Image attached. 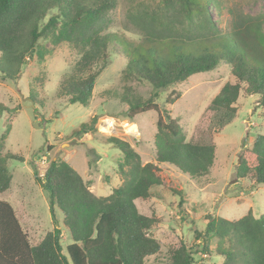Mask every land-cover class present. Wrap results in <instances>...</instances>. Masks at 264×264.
Here are the masks:
<instances>
[{
	"label": "trees",
	"instance_id": "trees-1",
	"mask_svg": "<svg viewBox=\"0 0 264 264\" xmlns=\"http://www.w3.org/2000/svg\"><path fill=\"white\" fill-rule=\"evenodd\" d=\"M214 2L157 0L154 6L128 15L129 23L140 33L138 40H128L110 31L117 0H0V80H19L29 62L40 65L55 48L66 44L78 58L62 76L56 96L70 105L86 107L96 79L110 64L114 51L126 59L123 80L145 84L151 92L142 98L125 86L119 93H107L127 105V119L157 112L154 161L143 163L127 142L113 136L105 139L121 152L117 171L122 183L110 195L95 196L84 178L63 160L51 161L44 176L35 175L36 184L48 194L50 212L57 209L62 214L66 245L58 225L32 245L12 205L0 198V264H144L146 258L160 254L161 244L150 234L160 219L153 213H139L135 201L154 197L153 188L163 184L161 164L178 169L193 181L207 177L215 146L186 141L179 121L165 108L180 94L171 91L160 106L159 93L223 64L235 81L223 85L202 118L210 123L216 118L215 126L221 131L236 115L237 100L243 93L255 98L264 121V12L249 16L232 11L231 28L224 34L209 10ZM43 79L44 75L35 76L32 83L42 85ZM34 89L31 85L28 97L36 104ZM18 109L0 102V118L4 113L13 117ZM95 122L93 117L73 134L91 130ZM8 129L0 137V194L12 182L8 161L23 162L21 157L3 152ZM45 150L50 151L51 146ZM235 176L264 189L263 134L256 135L250 146L243 140ZM179 196L181 208L183 197ZM205 220L202 232L194 230L200 250L192 252L180 241L167 247L165 264H194L199 253L219 258L220 264H264V214L255 217L248 211L236 220L206 215Z\"/></svg>",
	"mask_w": 264,
	"mask_h": 264
},
{
	"label": "rangeland",
	"instance_id": "rangeland-1",
	"mask_svg": "<svg viewBox=\"0 0 264 264\" xmlns=\"http://www.w3.org/2000/svg\"><path fill=\"white\" fill-rule=\"evenodd\" d=\"M156 3L157 0H117V7L111 12L110 31L128 40H138L140 33L129 23L128 15ZM209 10L220 32L226 34L231 28L232 11L258 16L264 12V1L215 0ZM110 55V64L96 79L90 104L86 107L70 105L56 96L62 76L78 58L66 44L55 48L40 65L29 62L19 80H0V102L10 108L19 107L13 117L4 113L0 118V137L9 127L3 152L23 159V162L8 161L12 182L0 198L12 205L32 245L39 243L55 225L61 229L63 244L68 242L61 212L57 209L50 212L48 194L35 182V175L40 177L36 157L45 154L49 164L54 160L67 162L84 178L95 196H108L122 183L117 171L121 152L107 144L106 138L113 136L127 142L143 163L154 161L157 112L148 111L127 119V105L107 93H119L130 86L136 94L147 98L151 90L145 84L125 82L121 71L126 59L114 51ZM42 75V85L38 84L40 81L32 83L35 76ZM234 81L229 67L221 64L214 71L193 75L159 93L157 103L160 106L171 91L180 94L175 103L165 108L179 121L186 141L214 144L215 157L209 175L197 181L190 180L172 166L159 165L163 184L153 188L154 197L135 201L139 213L145 216L153 213L160 219L150 231L161 244L160 254L146 258L144 264H165L167 247L177 246L180 241H185L192 252L200 250L201 245L194 240V230H204L206 215L236 220L248 211L255 217L264 214V189L235 176L243 140L250 146L256 135H264L263 110L255 106V98L240 93L237 113L221 131L215 126L216 118L212 117L211 123L202 118L223 85ZM31 85L35 88L36 104L26 100ZM93 117L96 122L91 130L81 135L73 134L81 124H90ZM47 145L51 146L48 152ZM179 194L183 197L181 208ZM211 246L214 247V242ZM194 264H220V259L199 253L194 256Z\"/></svg>",
	"mask_w": 264,
	"mask_h": 264
},
{
	"label": "built area",
	"instance_id": "built-area-1",
	"mask_svg": "<svg viewBox=\"0 0 264 264\" xmlns=\"http://www.w3.org/2000/svg\"><path fill=\"white\" fill-rule=\"evenodd\" d=\"M48 161L49 160L45 154H42L35 158L36 166L38 168L40 177L44 176L49 165Z\"/></svg>",
	"mask_w": 264,
	"mask_h": 264
},
{
	"label": "water",
	"instance_id": "water-1",
	"mask_svg": "<svg viewBox=\"0 0 264 264\" xmlns=\"http://www.w3.org/2000/svg\"><path fill=\"white\" fill-rule=\"evenodd\" d=\"M27 101H29L32 104V101L30 98H26Z\"/></svg>",
	"mask_w": 264,
	"mask_h": 264
},
{
	"label": "crops",
	"instance_id": "crops-1",
	"mask_svg": "<svg viewBox=\"0 0 264 264\" xmlns=\"http://www.w3.org/2000/svg\"><path fill=\"white\" fill-rule=\"evenodd\" d=\"M25 160V159H24ZM28 162V161H27ZM24 163H25V161H24Z\"/></svg>",
	"mask_w": 264,
	"mask_h": 264
}]
</instances>
